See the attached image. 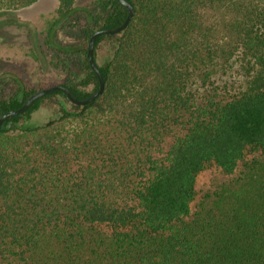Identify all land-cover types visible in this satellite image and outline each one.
Here are the masks:
<instances>
[{
  "label": "trees",
  "instance_id": "1",
  "mask_svg": "<svg viewBox=\"0 0 264 264\" xmlns=\"http://www.w3.org/2000/svg\"><path fill=\"white\" fill-rule=\"evenodd\" d=\"M39 1L0 0V14ZM126 1L127 26L94 41L101 95L76 106L57 90L0 129V264H264V159L246 160L264 151V0ZM126 17L117 0H59L52 85L96 92L89 38ZM233 66L244 85L218 91ZM7 77L0 117L42 89ZM39 108L44 124H20ZM240 163L191 213L197 176Z\"/></svg>",
  "mask_w": 264,
  "mask_h": 264
},
{
  "label": "rangeland",
  "instance_id": "2",
  "mask_svg": "<svg viewBox=\"0 0 264 264\" xmlns=\"http://www.w3.org/2000/svg\"><path fill=\"white\" fill-rule=\"evenodd\" d=\"M94 0H76L78 5H87ZM59 0H41L34 5L16 11L0 14V95L7 97L13 91V85L7 76L15 75L25 85L36 88L51 86L63 76L61 67L51 57L46 40V30L56 18ZM58 39L64 43L69 41L62 33ZM244 85L242 76L235 66L227 68L215 78V87L220 92L235 93ZM197 93H205L207 87L194 86ZM45 108L35 110L29 120H21L20 124L40 126L50 117ZM264 159V151H257L246 156V160ZM242 163L232 175L224 174L216 166L203 170L196 179V197L191 204V213L197 209L199 201L212 196L220 186L230 183L238 177Z\"/></svg>",
  "mask_w": 264,
  "mask_h": 264
},
{
  "label": "water",
  "instance_id": "3",
  "mask_svg": "<svg viewBox=\"0 0 264 264\" xmlns=\"http://www.w3.org/2000/svg\"><path fill=\"white\" fill-rule=\"evenodd\" d=\"M118 3L125 7L127 9V17L126 19L117 27L115 28H111V29H99L96 30L89 38L88 41V48H87V58L90 64V67L92 69V71H94V73L97 76L98 82H99V88L96 92H94L90 97H88L87 99H83V100H79L77 98H75L71 92L64 86L62 85H51L45 88H42L40 90H38L37 92H35L34 94H32L31 96L28 97V99L26 100V102L18 109L16 110H11L7 113H5L4 115H2L0 117V129L3 125V123L10 117L13 116H17L22 114L23 112H25L31 105L32 103L40 98L43 97L49 93L55 92L57 90L61 91L65 97L67 98V100L76 106H84L87 105L88 103L92 102L93 100H95L99 95H101V93L103 92V88H104V83H103V78L102 75L97 67V65L95 64L94 60H93V46H94V41L95 39L100 36V35H110V34H116L120 31H122L127 24L129 23V21L132 19L133 14H134V8L132 6V4L129 1L126 0H117Z\"/></svg>",
  "mask_w": 264,
  "mask_h": 264
}]
</instances>
